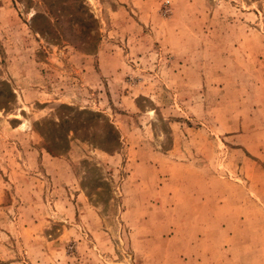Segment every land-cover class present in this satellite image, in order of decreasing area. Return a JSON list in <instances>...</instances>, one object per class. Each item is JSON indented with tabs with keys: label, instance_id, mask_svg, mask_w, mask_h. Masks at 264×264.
I'll list each match as a JSON object with an SVG mask.
<instances>
[{
	"label": "rangeland",
	"instance_id": "obj_1",
	"mask_svg": "<svg viewBox=\"0 0 264 264\" xmlns=\"http://www.w3.org/2000/svg\"><path fill=\"white\" fill-rule=\"evenodd\" d=\"M49 1L0 0V264H264V0Z\"/></svg>",
	"mask_w": 264,
	"mask_h": 264
},
{
	"label": "crops",
	"instance_id": "obj_2",
	"mask_svg": "<svg viewBox=\"0 0 264 264\" xmlns=\"http://www.w3.org/2000/svg\"><path fill=\"white\" fill-rule=\"evenodd\" d=\"M238 140V145H240L241 148H244V150L247 152L251 151L252 153V149L250 150L248 148V143L241 141L240 138ZM252 154L257 155V157H262L264 154V149L262 150L261 148L260 152ZM203 231H208V229H203ZM199 235L205 234L198 233L196 237ZM166 252V260L162 261L161 259H158V264H167V261L170 262V264H234L232 258H230V256H232V251L221 249L219 246L210 248L203 242H197L189 246L173 248Z\"/></svg>",
	"mask_w": 264,
	"mask_h": 264
},
{
	"label": "trees",
	"instance_id": "obj_3",
	"mask_svg": "<svg viewBox=\"0 0 264 264\" xmlns=\"http://www.w3.org/2000/svg\"><path fill=\"white\" fill-rule=\"evenodd\" d=\"M50 4H47L46 6V9L48 10V13L49 14H53L55 17H56V20H59L62 18V16L66 15L64 14V12L68 9H70L72 12V16H81V18L84 20V18L87 20V21H90L92 22L93 20L90 18L89 14L86 15L85 11V7L83 5V2L82 0H66L65 2L63 3H60V1H52L50 0L49 1ZM84 14L86 15V17H84ZM83 15V17H82ZM51 16V15H50ZM35 18V19H34ZM39 18H43V30H51L53 33H54V36H57L59 37V26L57 27L56 25H54L52 23V19L51 17L47 16L45 17L44 15H40L38 13H35L33 15V19L34 21L39 19ZM86 22V21H85ZM41 31V29H38Z\"/></svg>",
	"mask_w": 264,
	"mask_h": 264
}]
</instances>
